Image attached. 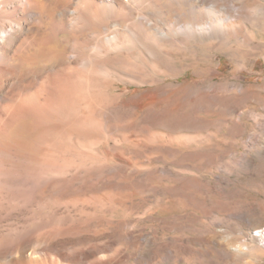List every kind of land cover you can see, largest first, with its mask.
Here are the masks:
<instances>
[{"label": "rangeland", "instance_id": "374dc122", "mask_svg": "<svg viewBox=\"0 0 264 264\" xmlns=\"http://www.w3.org/2000/svg\"><path fill=\"white\" fill-rule=\"evenodd\" d=\"M217 9H204V18ZM245 24L240 39L217 27L182 30L185 44L164 41L162 59L117 55L81 96L74 126L61 116L78 155L45 179L61 185L42 195L33 184L3 191L0 231L29 219L27 232L43 234L47 257L59 262L61 251L96 250L70 264H264V12ZM65 45L53 49L63 54ZM173 73L180 75L153 87L187 84L189 94L169 87L164 97L143 95L148 86L134 85ZM235 84L240 90L231 92ZM35 138L32 131L23 141ZM49 146L47 161L55 162Z\"/></svg>", "mask_w": 264, "mask_h": 264}, {"label": "bare ground", "instance_id": "6f19581e", "mask_svg": "<svg viewBox=\"0 0 264 264\" xmlns=\"http://www.w3.org/2000/svg\"><path fill=\"white\" fill-rule=\"evenodd\" d=\"M251 1L0 0V202L3 191L11 187L29 189L33 184L42 195L61 185L55 179L48 183L45 179L48 175L57 176L67 166L64 161L78 157L72 129H64V125L60 129L61 116L68 124H75L81 96L94 88L95 78L107 77L109 65L118 62L117 55L136 52L153 60L162 59L164 41L184 45L185 36L176 34L187 29L204 31L217 27L220 34L240 39L246 20H251L256 11L264 12V5H253ZM207 8H219L220 13L217 17L204 18ZM63 41H66L65 53L58 54L53 47ZM58 55L62 58L58 59ZM28 59L36 60L28 62ZM26 60L29 65L24 68ZM179 75L163 74L160 78L137 82L134 79V85L149 87L138 90L143 95L156 93L164 97L169 87H173L174 93L184 96L192 90L187 84L153 87ZM111 85L116 90L119 87L118 82ZM229 90L237 92L240 85L235 84ZM115 96L119 98L121 94ZM61 110H65L63 115L59 114ZM32 131L36 132L35 140L25 143L23 138ZM50 142L55 162L47 161ZM75 172L69 182L71 189L77 181ZM28 220L22 219L16 226L8 223L0 231V264H70L78 257L86 260L95 256L96 250L88 249L72 256L61 251L57 256L62 262L48 258L44 235L27 232ZM109 262L107 258H96L90 264Z\"/></svg>", "mask_w": 264, "mask_h": 264}]
</instances>
